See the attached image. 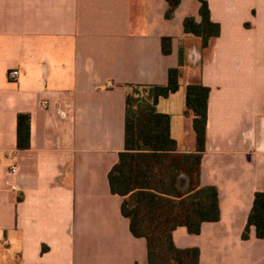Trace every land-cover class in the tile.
Segmentation results:
<instances>
[{
  "label": "crops",
  "instance_id": "0c3cea01",
  "mask_svg": "<svg viewBox=\"0 0 264 264\" xmlns=\"http://www.w3.org/2000/svg\"><path fill=\"white\" fill-rule=\"evenodd\" d=\"M207 1L221 33L204 49L183 26L201 21L198 0H181L170 20L165 0H0V264H148L108 175L131 86L167 85L181 51L180 88L157 110L171 115L177 153L194 154L186 89L210 88L200 187L217 189L220 219L197 235L178 227L175 245L199 249V264H264V239L254 227L242 237L264 189V0ZM20 113L31 117L28 150L17 148Z\"/></svg>",
  "mask_w": 264,
  "mask_h": 264
},
{
  "label": "trees",
  "instance_id": "16d2710c",
  "mask_svg": "<svg viewBox=\"0 0 264 264\" xmlns=\"http://www.w3.org/2000/svg\"><path fill=\"white\" fill-rule=\"evenodd\" d=\"M165 18L174 17L181 0H165ZM200 3L201 21L186 17V35L201 39L207 48L218 38L221 26L211 19L207 0ZM170 37L162 39V51L171 54ZM183 54L179 66L168 73L167 85H134L126 97L124 151L108 175L111 192L123 197L122 214L130 220L133 236L147 241L148 264H199V249H180L173 232L180 226L190 234H199L203 222L220 219L218 191L201 188L200 174L206 151L207 118L210 88L202 84L188 85L185 114L193 115L196 152L178 154L177 142L171 136V115L157 110L160 99L176 93L183 79ZM31 147V117L20 113L17 119V148ZM185 176L188 183L179 186ZM264 239V189L254 195L253 205L243 232L247 240L251 228Z\"/></svg>",
  "mask_w": 264,
  "mask_h": 264
},
{
  "label": "built area",
  "instance_id": "2783aa9c",
  "mask_svg": "<svg viewBox=\"0 0 264 264\" xmlns=\"http://www.w3.org/2000/svg\"><path fill=\"white\" fill-rule=\"evenodd\" d=\"M19 75H20V73H19L18 70H11L9 72V78L11 80H17L19 78ZM43 106L45 107L46 105L43 104ZM10 172H11V174H15L17 172V167L15 165L12 166L11 169H10Z\"/></svg>",
  "mask_w": 264,
  "mask_h": 264
},
{
  "label": "rangeland",
  "instance_id": "374dc122",
  "mask_svg": "<svg viewBox=\"0 0 264 264\" xmlns=\"http://www.w3.org/2000/svg\"><path fill=\"white\" fill-rule=\"evenodd\" d=\"M182 100H184V97L183 96H179L177 98H174V100H173L174 101V105L175 106H178V107L183 106L184 101H182ZM163 103H165V102H163Z\"/></svg>",
  "mask_w": 264,
  "mask_h": 264
}]
</instances>
